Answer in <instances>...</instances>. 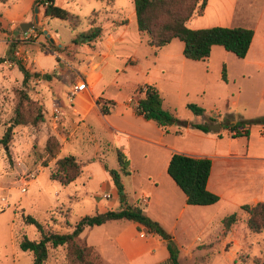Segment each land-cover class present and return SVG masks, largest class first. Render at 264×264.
I'll return each instance as SVG.
<instances>
[{
    "label": "rangeland",
    "instance_id": "1",
    "mask_svg": "<svg viewBox=\"0 0 264 264\" xmlns=\"http://www.w3.org/2000/svg\"><path fill=\"white\" fill-rule=\"evenodd\" d=\"M16 1L18 0L0 2V15L13 3L16 4ZM27 1L17 9H24ZM236 1L237 13L238 9L242 8L247 16L248 23L244 20L243 24L257 30L259 34L249 53L247 52V57L243 59L226 52L220 46H213L207 60L191 61L183 56V43L177 39L161 48L149 46L148 36L137 32L133 0H54L55 4L58 3L56 6L78 18L79 23L74 28L67 21L43 16L41 6L37 5H32L31 10L25 17H21V20L10 21L4 18V23H0V37H5L3 34L6 32L10 35L15 31L16 36L12 38V44H16V47L33 45V48L27 56L22 51L0 64V139L12 125L20 91L42 106L44 120L35 127H12L8 145L5 147L0 144V191H4L0 194L7 199V207L0 206V264H33L31 253L22 251L19 242L22 235L38 241L40 233L35 226L26 225L24 217L30 216L48 229L59 233L72 232L74 224L80 218L98 212L97 205L109 207L111 203L110 193L105 188L103 178L88 182L87 195H79L78 199H69L68 190H64L63 186L50 179L51 172L56 168V161L52 160L57 158L60 151L55 158L48 157L44 153L46 139L52 135L62 147L65 128H60L62 115L57 113L48 118L50 113L45 105L52 100L56 101L58 96L68 103L66 96L72 90L66 93V88L70 87L72 82L69 77L65 78L64 86L58 85L53 78V67L57 59L78 69L98 65L94 70L96 89H101L105 95L114 97L118 102L125 103L130 98L128 103L132 106L136 105L138 98V94L134 93L135 88L150 81L161 93L162 109L175 112L178 121L182 123L172 125L179 130H183V124L187 123L206 125L214 119L216 112L224 114L227 98L230 117L224 115L221 122L215 118V122L210 123L223 124L216 132L218 137L223 139L222 142L228 141L229 130L225 125L229 124V121L249 123L246 125L252 127L253 132L256 131L254 120L264 118V0ZM233 3L232 0H209L203 14L194 15L190 19L188 28L198 30L226 27L227 21L224 19L232 13ZM12 22L15 28L10 27ZM24 23H31L33 31L26 39L23 34L28 30L22 33L19 29L20 24ZM91 23L92 26L99 27L102 33L99 40L87 43L79 35L92 27ZM34 34H37V37L34 38ZM113 37L117 43L111 46ZM34 41H37L39 46L34 44ZM49 44L56 47L70 45L72 48L59 47L60 50L54 52L56 59L40 46L47 47ZM2 50L0 45V56ZM15 62L27 65L30 69L31 77L25 86L22 85L23 75ZM124 65L137 66L127 70ZM242 71L244 77H240ZM223 74L225 80L222 78ZM35 75H40L41 78L39 76L35 81ZM43 76L45 78H42ZM75 78L77 81L78 78L83 79L81 75ZM188 104L202 108L204 114L193 115L187 108ZM54 115L60 117L57 125L53 123ZM152 127L156 126L152 124ZM258 131L260 134L263 130L260 127ZM95 135L98 137L92 140L91 136L80 131L68 146L63 147L60 156L73 153L78 156V160L86 162L96 154L97 160L101 158L107 166L114 165L117 162L116 152L120 147L113 145L107 126L100 124L95 130ZM247 135L234 138L233 144L236 145L237 140ZM79 136L83 137L81 141L77 139ZM169 139L176 145L182 143L172 134ZM189 139L187 141L193 145L197 143L192 138ZM105 140L111 143L109 147L103 145ZM127 145L128 159L134 163L136 170L153 174L156 170V153L148 146L139 145L133 140H129ZM50 162L52 164H49ZM44 166L48 167L43 170ZM97 175L100 176L99 173ZM120 181L127 198L136 202L137 197L134 194H138L141 185L145 186V178L120 175ZM23 187L26 192L22 194L20 190ZM95 199L99 201L97 204ZM226 212L230 211H225V214H228ZM236 214L239 217V234L247 237V245L226 243L221 235L223 226L219 221L202 228L188 226L181 220L172 231L164 229L171 237L176 263L254 264L255 257L264 258V232L260 235L250 234L246 228V213L241 211ZM184 217L188 218L186 215ZM95 231L97 230H93L88 242H98ZM92 239H95L94 242ZM81 243L86 244V241ZM160 245L157 254L161 251L162 255L168 256L169 259V252L161 239ZM114 247L106 244L103 251H100L103 260H100L101 264H126L124 256ZM2 256H6V259ZM46 264H68L65 248H49Z\"/></svg>",
    "mask_w": 264,
    "mask_h": 264
},
{
    "label": "crops",
    "instance_id": "2",
    "mask_svg": "<svg viewBox=\"0 0 264 264\" xmlns=\"http://www.w3.org/2000/svg\"><path fill=\"white\" fill-rule=\"evenodd\" d=\"M25 1L26 0H18L16 1V4L13 3L11 7H8V10L0 15V23H4V18L13 21V19L21 20L25 17L28 11L31 10L34 0H28L24 9H17L18 7H21ZM232 2H234L232 13L227 15L224 19L227 21L226 27L252 29L250 26L243 24L245 23L243 22L244 20L247 22V16L245 15L244 10L239 8L237 13L236 6H238V2L236 0H232ZM42 12H44L43 8ZM237 22L239 24H237ZM3 27L8 30L4 25ZM10 27H16L14 22L10 24ZM31 32L33 31L30 28L26 34H23L24 38L26 39L29 37ZM253 32L254 35L248 53L254 45L255 39L257 38L256 36L259 35L257 30L254 29ZM3 36L5 37H0V45L3 47V52L0 56L1 59H9L12 55H18L19 52L22 51H24L27 56L33 48V45H29L22 47L18 46L11 49L12 38L16 36L15 31H12L10 35H7L6 32ZM32 36L35 38L37 37V34ZM114 38L115 37L111 38V46L114 43H117ZM33 43H36V45L39 46L37 41H34ZM111 46H109V48ZM58 47L72 48L70 45H59ZM49 54L56 58V54ZM97 66L98 65H92L87 69L72 68L71 65L66 64L63 60L57 59L56 65L53 67V78L58 85L64 86V80L66 77L71 79V86H67L66 93L73 89L80 80V78H78V81L76 80L75 76L77 75L82 76L83 79H81L85 81L86 89L79 92L71 101L66 99L68 100V103H65L58 96L56 101L52 100L48 105H45L50 113L48 118L52 117L53 114H61L63 122L60 128H65L62 147L57 158L53 159L52 162L65 157V155L60 156L63 147L68 146L80 131L85 135L91 136L92 140H95V138L98 137L95 135V130H97L99 125L102 124L107 126L113 145L119 146V151L126 155L127 159L129 158V150L126 147L129 146L127 145L129 140H133L139 145L148 146L149 149L156 153V170H154L153 174L138 172L134 163L128 159L129 174L126 176L129 178L143 177L146 182L144 187H142V185L140 186L138 194H134V196L136 195L137 197L136 202L127 198L124 186L123 188L126 201L130 205L139 206L142 211L144 207V214L151 220L157 222L163 230L167 229L168 232L172 231L175 225L179 224L181 220L188 226L202 228L209 227L212 222L217 221L221 222L222 225V220L224 218L230 216L232 213H240L242 206L247 205L252 207L258 203H264L263 124H256V131L254 132L252 131V127L240 128V135L241 133L243 134V130L245 129H247L248 135L237 140L236 145L233 144L234 138L232 137L231 131L227 132L228 141L223 143V139H220L218 137L219 134H216V132L214 133L210 131L209 133H204L190 128L188 126L189 123L184 124L185 128L183 130H179L176 126H170L166 129L159 128L155 123L146 121L135 113V105L132 106L128 103L130 98L125 103H122L118 102L112 96L105 95L101 89L97 90V86L94 84L96 75V71L94 72V70ZM136 66L137 65H124V69L128 70L135 68ZM24 67L30 72L27 65ZM42 72L44 73L43 70ZM161 74L163 75V73ZM244 75V71H242L240 77H244ZM36 78L37 77H34L35 81ZM142 85L154 86L150 81L144 82ZM139 86L135 88L134 93ZM155 88L157 89V87ZM232 97L233 96H231V98ZM99 99L113 101L116 104L114 109L111 110L108 115H103L100 112V106L97 103ZM224 112V114L216 112L214 114V119L216 118L221 122L224 115L225 117H230V105L227 98L224 103ZM55 118H59L60 120V117L55 115L53 117V123L57 125L60 121L55 123ZM234 123H236V121H229L230 125H233ZM73 124L75 125L73 126ZM152 124L156 127H152ZM218 124H220L221 127L223 126L222 123ZM260 127L263 131L259 134L258 130ZM61 131L63 130L61 129ZM171 134L175 136V138H179L182 143L176 145L170 141L169 135ZM189 138H192V140L197 143L193 145L191 142L187 141L190 140ZM77 139L81 141L83 137L79 136ZM104 142L103 145L105 147H109L111 144L108 140H105ZM174 153L183 154L192 158H207L210 160L211 168L206 189L219 198L217 203L210 206L186 205L184 194L171 180L166 171L169 160ZM66 156L69 155L66 154ZM70 156L75 157L80 164L81 173L74 182L70 183L68 186H63L64 190H68L67 197L69 199L77 197L78 199L79 195H87L86 188L88 182L100 177L104 179L105 188H107L110 193L111 203L109 204V207L97 205V211L102 213L119 210V197L107 172V169L118 171V162L114 163V165L107 166L103 163L101 158L97 160L98 156L96 154L90 160L87 159L86 162L78 160V156L73 153L70 154ZM52 162L49 164H52ZM47 167L44 166L42 169L44 170ZM97 173H99L100 176H98ZM104 197L107 196L104 195ZM97 200L95 199L96 204L99 202ZM225 211L230 212H226L228 214H225ZM229 213L231 214L229 215ZM185 215L188 217L187 219L184 217ZM238 222L239 217L237 222L231 226L226 234H223L222 231V238L230 245H247L249 244L246 240L247 237L239 234ZM69 226L70 225L68 224V227ZM93 230H97L95 231L97 234L95 238L98 239V242H94L95 239H92L95 244L88 242ZM80 240H84L86 241V245L92 246L98 252L99 256L102 253L100 251H103L106 244L115 246L114 249L124 256L126 264H170L168 256H163L161 251H159V255L157 254V251L161 246L160 239L155 235L146 234V231L142 227L131 221L114 220L101 226L86 228L80 235ZM2 257L6 259V256Z\"/></svg>",
    "mask_w": 264,
    "mask_h": 264
},
{
    "label": "trees",
    "instance_id": "3",
    "mask_svg": "<svg viewBox=\"0 0 264 264\" xmlns=\"http://www.w3.org/2000/svg\"><path fill=\"white\" fill-rule=\"evenodd\" d=\"M8 0H0L6 3ZM208 0H133L135 23L137 32L148 36V45L161 48L168 45L172 40L177 39L183 43V56L191 61L200 62L209 58L211 48L220 46L239 59L245 58L252 42L254 32L252 29L242 27H213L206 29L192 30L188 28V22L194 15H202ZM34 6H41L44 9V16L57 18L70 23L74 28L79 20L68 11L55 5L54 0H34ZM93 25L92 23L90 24ZM102 30L99 27H90L81 33L85 42H93L101 36ZM42 50L49 53L59 51V47L49 44L40 45ZM16 48V44L11 43V49ZM9 58V57H7ZM10 59V58H9ZM7 59H0V64ZM13 61V60H12ZM16 67L22 73V85L25 86L31 74L25 67L15 62ZM225 80V74L222 76ZM138 98L135 113L146 121L155 123L159 128L166 129L174 124L181 125L176 113L162 109V96L160 92L150 85H142L136 89ZM19 103L14 109L12 125L9 126L0 144L7 146L11 140L12 127L31 125L33 127L42 123L44 120L42 106L33 101L25 92H19ZM100 112L108 115L114 109L113 101L98 100ZM187 108L193 115L202 116L204 110L194 104H188ZM211 120L210 123H214ZM255 124H263L264 118L254 120ZM249 123L236 122L233 125L227 124L225 128L235 131L233 138L245 136L247 129L240 135V128L249 127ZM192 129L209 133L204 124H188ZM247 126V127H246ZM183 127L184 124H183ZM222 128V127H221ZM61 145L54 136L46 139L44 153L55 158L60 151ZM119 170H109L107 172L110 180L114 184L120 203L117 211L96 212L94 215H86L80 218L73 226L72 232L59 233L48 229L30 216L24 217L26 225H33L40 233V239L33 241L25 235L21 236L19 248L32 255L33 264H46L48 259V249L58 247L65 248V257L68 264H101L98 252L85 243H81L80 235L86 228L101 226L109 221L127 220L137 223L142 227L146 234L158 236L165 242L169 252V260L172 264L176 263V254L172 247L171 237L155 221L147 217L142 209L136 205H130L124 195V188L120 181V175L129 174V161L121 151L116 152ZM55 169L50 174V179L61 186H68L74 182L81 173L80 164L73 156H65L56 160ZM211 162L207 158H192L183 154L174 153L167 166V174L185 196V203L188 206H210L218 202L219 198L206 189V184L210 174ZM241 211L247 214L246 228L250 234L260 235L264 232V203L254 206H242ZM238 220L236 213L222 220L223 234H226L231 226ZM68 224V223H67ZM254 264H264V258L255 257Z\"/></svg>",
    "mask_w": 264,
    "mask_h": 264
},
{
    "label": "built area",
    "instance_id": "4",
    "mask_svg": "<svg viewBox=\"0 0 264 264\" xmlns=\"http://www.w3.org/2000/svg\"><path fill=\"white\" fill-rule=\"evenodd\" d=\"M84 89H86V83L84 80H80L79 83H77L75 85V87L68 93L67 99L69 101H71L79 92L83 91ZM58 121H59V118H55V123H57ZM234 134H235V131L232 132V135H234ZM0 192L2 193L4 191L2 190ZM20 192L22 194L25 193L26 192L25 187L21 188ZM0 206L1 207H5V206L7 207V199L5 198V196H3L1 194H0Z\"/></svg>",
    "mask_w": 264,
    "mask_h": 264
},
{
    "label": "water",
    "instance_id": "5",
    "mask_svg": "<svg viewBox=\"0 0 264 264\" xmlns=\"http://www.w3.org/2000/svg\"><path fill=\"white\" fill-rule=\"evenodd\" d=\"M32 27L31 23H24V24H20L19 29L21 30L22 33H26L27 30H29ZM35 77H39V75H35ZM42 78H45V76H43ZM207 128L209 131L211 132H217L218 130L221 129V125L216 123V124H206Z\"/></svg>",
    "mask_w": 264,
    "mask_h": 264
}]
</instances>
